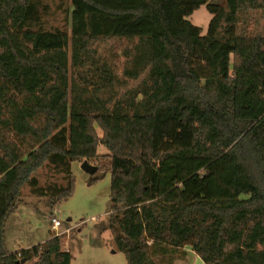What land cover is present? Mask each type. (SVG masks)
<instances>
[{"label":"trees","instance_id":"trees-1","mask_svg":"<svg viewBox=\"0 0 264 264\" xmlns=\"http://www.w3.org/2000/svg\"><path fill=\"white\" fill-rule=\"evenodd\" d=\"M226 3L71 0L70 33L42 0H0V264H72L57 233L9 252L6 225L25 185L72 197L85 159L111 169L126 264L187 246L205 264H264V33L237 26L264 0ZM204 4L206 34L188 19ZM48 163L66 183L44 190Z\"/></svg>","mask_w":264,"mask_h":264},{"label":"rangeland","instance_id":"rangeland-1","mask_svg":"<svg viewBox=\"0 0 264 264\" xmlns=\"http://www.w3.org/2000/svg\"><path fill=\"white\" fill-rule=\"evenodd\" d=\"M42 2V10L48 6V13L51 15L49 24L67 29L71 33V22L66 15L71 0ZM210 2L227 8L226 0ZM212 17L208 4H204L188 16V19L201 27L206 34ZM237 26L239 31L264 33V12L246 11L240 14ZM99 132L102 134V131ZM108 152L104 144L98 146L99 154ZM71 170L75 178L74 195L57 205L51 203L50 194L34 193L30 185L23 187L18 209L7 220L6 249L17 253L60 233L63 235L64 247L72 253V264H126L125 254L117 248L111 229V169L109 166H102L92 174L82 167V162L74 161L71 163ZM35 175L44 190L49 185L61 186L66 183L65 173L50 163ZM52 217L62 223L57 229L53 228ZM187 250L186 257L178 258L170 264H205L189 246Z\"/></svg>","mask_w":264,"mask_h":264},{"label":"water","instance_id":"water-1","mask_svg":"<svg viewBox=\"0 0 264 264\" xmlns=\"http://www.w3.org/2000/svg\"><path fill=\"white\" fill-rule=\"evenodd\" d=\"M82 167H83L86 171H88V172H90V173H92V174L95 173V172L98 170V166L93 165L92 163H90L88 159H85V160L82 162ZM24 262H25V259L22 260V263H24Z\"/></svg>","mask_w":264,"mask_h":264},{"label":"built area","instance_id":"built-area-1","mask_svg":"<svg viewBox=\"0 0 264 264\" xmlns=\"http://www.w3.org/2000/svg\"><path fill=\"white\" fill-rule=\"evenodd\" d=\"M52 225L54 229H57L62 225L61 221L57 219L56 217H52ZM58 234V233H57ZM60 234V233H59Z\"/></svg>","mask_w":264,"mask_h":264}]
</instances>
